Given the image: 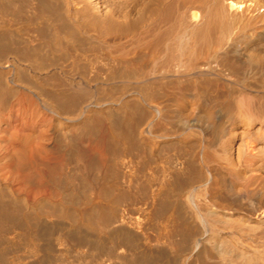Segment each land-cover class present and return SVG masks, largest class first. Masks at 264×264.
Masks as SVG:
<instances>
[{"label": "bare ground", "instance_id": "6f19581e", "mask_svg": "<svg viewBox=\"0 0 264 264\" xmlns=\"http://www.w3.org/2000/svg\"><path fill=\"white\" fill-rule=\"evenodd\" d=\"M0 166V264H264V0H0Z\"/></svg>", "mask_w": 264, "mask_h": 264}, {"label": "rangeland", "instance_id": "374dc122", "mask_svg": "<svg viewBox=\"0 0 264 264\" xmlns=\"http://www.w3.org/2000/svg\"><path fill=\"white\" fill-rule=\"evenodd\" d=\"M1 166H3V167H4V165H1ZM1 166H0V167H1ZM0 169H1V168H0ZM2 169H4V168H2Z\"/></svg>", "mask_w": 264, "mask_h": 264}]
</instances>
